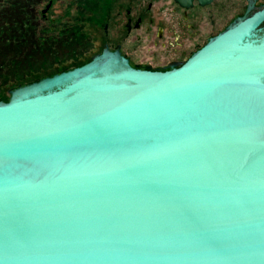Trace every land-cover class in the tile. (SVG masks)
<instances>
[{
  "label": "water",
  "instance_id": "water-1",
  "mask_svg": "<svg viewBox=\"0 0 264 264\" xmlns=\"http://www.w3.org/2000/svg\"><path fill=\"white\" fill-rule=\"evenodd\" d=\"M7 91L0 264H264V4L167 69L103 47Z\"/></svg>",
  "mask_w": 264,
  "mask_h": 264
},
{
  "label": "flooded vegetation",
  "instance_id": "flooded-vegetation-1",
  "mask_svg": "<svg viewBox=\"0 0 264 264\" xmlns=\"http://www.w3.org/2000/svg\"><path fill=\"white\" fill-rule=\"evenodd\" d=\"M28 1L35 12L33 17H49L48 22L55 19L50 16L55 2L62 6L60 18L69 13L71 4L74 5L77 12L68 25L76 28L68 31L69 36L75 35L81 40L93 32L99 47L92 54L103 47L117 49L131 66L151 70H164L183 61L214 34L213 28L219 27L217 32L243 14L249 1L253 6L264 4V0H210L203 4L193 0L188 6L174 0ZM231 7L236 10L227 20ZM65 23L59 27L68 26ZM202 33L206 37L197 43L196 36Z\"/></svg>",
  "mask_w": 264,
  "mask_h": 264
},
{
  "label": "rangeland",
  "instance_id": "rangeland-1",
  "mask_svg": "<svg viewBox=\"0 0 264 264\" xmlns=\"http://www.w3.org/2000/svg\"><path fill=\"white\" fill-rule=\"evenodd\" d=\"M29 3L28 0H0V99L3 100L8 96V88L77 65L99 47L93 32L81 40L68 35L69 30L76 28L68 25L77 12L74 5L60 18L62 6L55 2L50 14L55 19L48 22L49 17L34 18L35 12ZM235 10V7L228 10L227 20ZM61 23L68 26L61 28ZM218 29L213 28L212 33ZM205 37L203 33L197 34V43Z\"/></svg>",
  "mask_w": 264,
  "mask_h": 264
},
{
  "label": "trees",
  "instance_id": "trees-1",
  "mask_svg": "<svg viewBox=\"0 0 264 264\" xmlns=\"http://www.w3.org/2000/svg\"><path fill=\"white\" fill-rule=\"evenodd\" d=\"M89 59V58H88ZM87 59V60H88ZM86 61V60H85ZM84 62V61H83ZM83 62H81V63H83ZM81 63H79V64H81ZM78 65V64H77ZM75 66V65H74ZM69 68V67H68ZM53 73V72H52ZM44 75H48V74H44ZM44 75H40L39 77H41V76H44ZM39 77H36V78H34V79H38ZM34 79H32V80H34ZM32 80H29V81H32ZM29 81H27V82H29ZM8 97V96H7ZM7 97L5 98V99H7Z\"/></svg>",
  "mask_w": 264,
  "mask_h": 264
}]
</instances>
